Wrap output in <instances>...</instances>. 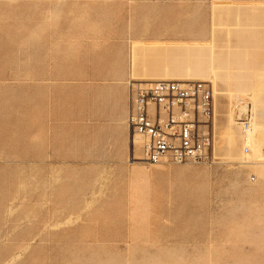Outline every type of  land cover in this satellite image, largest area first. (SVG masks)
I'll return each instance as SVG.
<instances>
[{
    "label": "rangeland",
    "instance_id": "374dc122",
    "mask_svg": "<svg viewBox=\"0 0 264 264\" xmlns=\"http://www.w3.org/2000/svg\"><path fill=\"white\" fill-rule=\"evenodd\" d=\"M131 3L0 0V264H264V0H134L170 32L135 66L215 78L207 160L61 158L67 109L96 82L67 79L68 48L71 73L91 72L80 25Z\"/></svg>",
    "mask_w": 264,
    "mask_h": 264
},
{
    "label": "crops",
    "instance_id": "0c3cea01",
    "mask_svg": "<svg viewBox=\"0 0 264 264\" xmlns=\"http://www.w3.org/2000/svg\"><path fill=\"white\" fill-rule=\"evenodd\" d=\"M117 12L119 11L116 9L109 11L108 8L99 12L97 18L89 21V25L86 21V25H80L85 32L84 39L87 40L85 36L89 35L88 33L91 35L88 51L91 72L82 75V69L77 68L74 73L79 76L71 77L74 73L70 70L68 48L67 79L96 82L87 91L83 90L81 98L75 103L73 113L69 107L67 109V127L58 133L67 136V149L71 151L72 148V152L78 155H69L71 152L68 150V155L61 158L126 161L130 153L127 126L130 84L136 80L182 79L178 75L200 79L207 76L199 70H176L169 63H157L146 68L135 66V55L141 51L146 53L153 48V45H150L152 42L168 41L170 32L162 23L148 24L151 12L147 8H134V0L129 11L123 9L122 12ZM90 25L92 28L86 29ZM209 31L204 30V34H191L190 38L200 40V43L206 42L203 39L210 38ZM179 39H188L186 29H179ZM158 46L164 48L165 45L163 43ZM213 79L215 80L209 76V81ZM106 153L109 155H104Z\"/></svg>",
    "mask_w": 264,
    "mask_h": 264
},
{
    "label": "built area",
    "instance_id": "2783aa9c",
    "mask_svg": "<svg viewBox=\"0 0 264 264\" xmlns=\"http://www.w3.org/2000/svg\"><path fill=\"white\" fill-rule=\"evenodd\" d=\"M129 93L127 123L133 161L158 164L208 159L213 142L209 81L136 80L130 84ZM239 121L247 133L251 127L248 107Z\"/></svg>",
    "mask_w": 264,
    "mask_h": 264
},
{
    "label": "bare ground",
    "instance_id": "6f19581e",
    "mask_svg": "<svg viewBox=\"0 0 264 264\" xmlns=\"http://www.w3.org/2000/svg\"><path fill=\"white\" fill-rule=\"evenodd\" d=\"M176 80H202V79H200V78H182V79H176ZM141 81H147V80H141ZM130 94V93H129ZM249 101H246V100H241V104L239 105V106H237L238 108H237V110H238V112H239V114L237 115V117H235L234 119H233V121H234V123H236V124H240V122L239 121H236V120H239L240 119V116H241V113L243 112V111H245L246 109H247V107H248V109H249ZM128 117V116H127ZM127 126H128V123H127ZM253 126V125H252ZM129 128V127H128ZM241 131H242V133H243V135H247V138L245 139L246 141H252V139H253V128L252 127H250V129H249V131L247 132V133H245L244 134V130H243V128L241 129ZM251 138V139H250ZM130 154V153H129ZM134 154L135 155H138V152H137V149L135 148V151H134ZM129 159L130 160H132V158L131 157H129ZM136 162V161H135ZM176 163V162H175Z\"/></svg>",
    "mask_w": 264,
    "mask_h": 264
}]
</instances>
